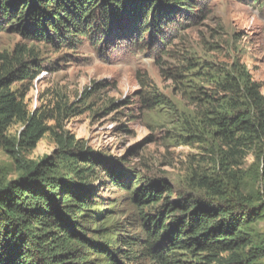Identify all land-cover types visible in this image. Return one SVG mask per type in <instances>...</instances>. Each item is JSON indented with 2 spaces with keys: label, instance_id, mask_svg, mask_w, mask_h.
Wrapping results in <instances>:
<instances>
[{
  "label": "trees",
  "instance_id": "16d2710c",
  "mask_svg": "<svg viewBox=\"0 0 264 264\" xmlns=\"http://www.w3.org/2000/svg\"><path fill=\"white\" fill-rule=\"evenodd\" d=\"M206 14L207 0H0V32L66 56L86 44L144 50L166 46L168 29L203 22ZM2 59L0 149L13 166L0 168V264H263L264 240L254 226L264 222V202L245 194L236 168L252 154L264 192V96L239 62L227 68L189 63L176 80L189 107L170 104L150 86L140 94L142 108L161 116L172 140L199 144L217 158L212 171L193 174L189 189L176 192L56 132L49 123L57 126L76 111L66 103L29 112L26 95L12 88L33 83L50 67L20 46ZM14 125L22 130L10 137ZM46 135L55 141L53 153L38 161L21 157ZM106 185L124 194L130 212L103 194Z\"/></svg>",
  "mask_w": 264,
  "mask_h": 264
},
{
  "label": "rangeland",
  "instance_id": "374dc122",
  "mask_svg": "<svg viewBox=\"0 0 264 264\" xmlns=\"http://www.w3.org/2000/svg\"><path fill=\"white\" fill-rule=\"evenodd\" d=\"M186 24L180 29H168L172 36L164 47L150 44L147 49L135 50L130 43H124L99 51L86 44L69 56L65 50L0 32V69L6 63L2 58L13 55L16 47L31 50L38 57V65L50 69L42 70L33 83H19L12 88L18 90V95H26L29 112L55 111L58 105L66 103L76 111L71 110L74 116L59 118L57 126L49 123L56 132L62 130L82 140L117 168L131 170L143 178L164 180L176 192L187 191L189 177L212 171L213 158H217L199 144L180 146V139L172 140L169 126L161 116L142 108L140 94L150 86L170 104L189 107L180 82H176L180 81L177 75H184L186 68H190L189 63L227 68L239 62L264 96V4L207 0L206 20ZM86 107L89 109L78 113ZM21 130L20 125L12 126L9 136L15 137ZM55 148L52 136L46 135L33 151L21 157L38 161ZM254 163L250 154L236 169L244 178L245 194L260 197L264 202V192L254 175ZM12 166V158L0 149V168L10 171ZM102 191L119 203L122 201L125 212H130L122 192L110 185ZM254 230L258 241L264 240V222L256 224Z\"/></svg>",
  "mask_w": 264,
  "mask_h": 264
}]
</instances>
